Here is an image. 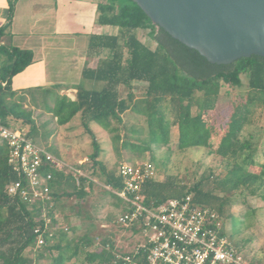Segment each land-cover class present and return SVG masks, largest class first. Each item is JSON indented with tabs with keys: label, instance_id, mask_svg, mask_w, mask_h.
Wrapping results in <instances>:
<instances>
[{
	"label": "trees",
	"instance_id": "1",
	"mask_svg": "<svg viewBox=\"0 0 264 264\" xmlns=\"http://www.w3.org/2000/svg\"><path fill=\"white\" fill-rule=\"evenodd\" d=\"M17 1L7 0V15L0 25V55L4 56V62L0 65V123L23 130L34 140L37 127L33 111L26 107V94L36 103L37 94L46 101L48 95L55 93L53 106L46 107L57 123L67 124L79 113L82 127L91 138L92 152L85 162L76 166L84 173L78 183L71 170H57L50 165L44 168L52 174L51 206H47V214L52 218L51 227L58 226L53 216L61 198L75 197L83 201L95 186L94 178L104 176L105 184L112 189L122 188L118 167L106 170L99 159L101 147L90 123L95 122L112 134L114 145L120 143L123 148L140 155L152 151L156 146L168 144L172 127L176 129L178 149L207 146L210 128L203 115L214 108L224 86H242V74L248 76L247 87L251 91L245 108L242 112L229 115L217 147L208 151L209 155L219 157V172L209 168L189 187L173 181L150 179L143 184L142 194L146 204L167 200V191L175 194L172 198L191 195L196 205L216 211L223 225L228 217L231 221L236 217L228 212L230 196L219 195L216 189L227 192L241 189L243 193L254 192L264 200V161L259 162L258 171L248 169L249 165L257 163L253 157L254 148L250 137H241L251 111L249 106L255 101L264 104V57L252 55L230 64L210 63L195 49L188 48L152 23L132 0H102L97 4L98 23L115 27L116 31L89 36L87 55L96 59V66L82 70V78L100 82V89L90 90L78 84L75 99L60 94L59 85L17 91L12 88L13 76L34 62L31 50L2 43V38L10 33ZM138 29L148 30L149 38L155 43L153 48L137 36ZM139 88L143 90L137 96L133 90ZM193 107L197 109L195 113ZM129 111L145 117L146 132L143 137L137 134L136 142L125 136L127 128L121 120ZM47 149L54 154V149ZM153 159L150 155L149 161ZM87 161L91 164H87ZM17 179L19 176L8 163V145L0 142V264H39L47 255L53 257L54 264H72V259L79 258L85 248L91 246L92 238L84 234L70 243L72 239H67L59 229L46 236L44 245L36 246L34 229L43 224L41 210L7 194L5 186ZM104 191L116 200L115 204L121 207V211L124 210L123 202L114 193L107 189ZM129 228L138 232L136 225ZM102 242L97 253L86 254L90 264L98 257L104 264L111 263L112 245L106 248L108 243L106 240ZM30 246L34 250V258L24 255Z\"/></svg>",
	"mask_w": 264,
	"mask_h": 264
},
{
	"label": "rangeland",
	"instance_id": "2",
	"mask_svg": "<svg viewBox=\"0 0 264 264\" xmlns=\"http://www.w3.org/2000/svg\"><path fill=\"white\" fill-rule=\"evenodd\" d=\"M116 28L112 26H99L97 32L112 33ZM137 36L148 46L153 48L155 43L149 38L148 30L138 29ZM87 53V51H86ZM4 62V56L0 55V65ZM242 86L230 88L224 86L219 94L213 109L205 111L203 118L210 128L207 146H197L186 149H178L176 146V129L171 128L170 141L168 144L156 146L152 151L138 154L128 148H123L120 143H112V134L101 128L95 122L90 123L97 140L100 143L101 153L99 159L106 170H115L123 162H140L149 160V156L154 157L153 165L156 170V180L160 182H174L189 187L206 174L209 168L219 172V157L215 154H208V151L215 149L223 133L224 123L233 112H242L245 108L248 94L251 92L247 87L248 76L241 75ZM81 86L98 90L101 83L95 80H82ZM142 88L135 89V95L142 94ZM125 95L124 93H122ZM70 98L74 94L67 91ZM55 93L47 96L46 101L42 100L40 94L36 95L37 102L33 103L26 97V107L33 111L37 127V136L34 138L39 144L54 149V155L72 166H77L79 161H86L87 156L92 152L91 138L85 132L81 124L80 114H76L67 124L59 125L53 113L46 106L52 107ZM248 121L242 132V138H251L253 144V157L256 164L248 166L250 171L259 170V162L264 161V104L255 101L249 106ZM193 113L197 111L192 108ZM125 123L127 138L136 142L135 136H144L146 132L145 117L133 112H127L121 117ZM117 124V122H115ZM135 132V133H134ZM91 164L90 161L86 162ZM95 186L88 197L83 201L75 197L61 198L59 207L56 210L58 218L62 220L59 227H67L62 230L67 239H72L74 243L84 234H88L91 239V246L85 248L79 258L72 259V264H90L86 254L95 251L97 253L106 240L107 245L111 244L116 252H126L132 250L144 241V235L140 232L130 231L129 227H121L116 223V217L121 212V207L116 200L104 190V176L94 178ZM219 195L230 196L231 205L228 212L235 220L230 218L223 225L225 236L241 251L246 260L251 264H264V200L254 192L243 193L241 189L227 192L216 189ZM175 194L167 191L166 198H172ZM75 212H78L75 213ZM132 230V229H131ZM69 241V240H68ZM240 244V245H238ZM7 247L4 246L3 250ZM112 250V251H113ZM33 248L28 247L24 255L34 258ZM56 252L53 253L55 255ZM39 264H54L53 257L47 255L39 261ZM92 264H104L99 257Z\"/></svg>",
	"mask_w": 264,
	"mask_h": 264
},
{
	"label": "built area",
	"instance_id": "3",
	"mask_svg": "<svg viewBox=\"0 0 264 264\" xmlns=\"http://www.w3.org/2000/svg\"><path fill=\"white\" fill-rule=\"evenodd\" d=\"M0 142L8 145V163L19 176L10 181L5 190L30 207L40 208L43 224L35 227L34 233L36 246H42L46 236H51L54 231L68 230L59 227L62 220L56 211L53 218L58 226H50L52 218L47 214V206H51L52 174L44 170L45 166L73 171L77 183L84 173L28 137L23 130L0 123ZM83 162L79 161L80 164ZM118 173L122 181L120 190L105 185L125 207L117 215L116 223L122 227L136 225L145 239L132 250H113L110 264H251L223 234L218 213L196 205L191 195L144 203L142 186L156 177L151 161H123L118 166Z\"/></svg>",
	"mask_w": 264,
	"mask_h": 264
},
{
	"label": "crops",
	"instance_id": "4",
	"mask_svg": "<svg viewBox=\"0 0 264 264\" xmlns=\"http://www.w3.org/2000/svg\"><path fill=\"white\" fill-rule=\"evenodd\" d=\"M99 1L102 0L16 2L10 33L2 38V43L31 50L34 62L13 76V89L59 85L60 94H76V86L83 80V68L96 66V59L86 53L89 36L115 33L97 32L99 26H109L98 23ZM7 11V0H0V25ZM26 97L32 101L29 95ZM70 98L75 99V95Z\"/></svg>",
	"mask_w": 264,
	"mask_h": 264
},
{
	"label": "water",
	"instance_id": "5",
	"mask_svg": "<svg viewBox=\"0 0 264 264\" xmlns=\"http://www.w3.org/2000/svg\"><path fill=\"white\" fill-rule=\"evenodd\" d=\"M172 38L207 61L264 57V0H132Z\"/></svg>",
	"mask_w": 264,
	"mask_h": 264
}]
</instances>
